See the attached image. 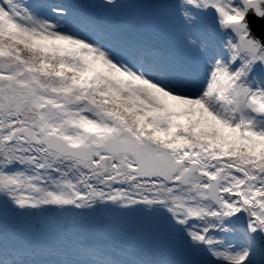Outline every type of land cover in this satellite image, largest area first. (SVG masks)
<instances>
[{
    "label": "snow or ice",
    "instance_id": "snow-or-ice-1",
    "mask_svg": "<svg viewBox=\"0 0 264 264\" xmlns=\"http://www.w3.org/2000/svg\"><path fill=\"white\" fill-rule=\"evenodd\" d=\"M264 0H0V264H264Z\"/></svg>",
    "mask_w": 264,
    "mask_h": 264
},
{
    "label": "water",
    "instance_id": "water-1",
    "mask_svg": "<svg viewBox=\"0 0 264 264\" xmlns=\"http://www.w3.org/2000/svg\"><path fill=\"white\" fill-rule=\"evenodd\" d=\"M250 26L252 27L253 31L264 37V20L257 19L254 16L250 17Z\"/></svg>",
    "mask_w": 264,
    "mask_h": 264
}]
</instances>
